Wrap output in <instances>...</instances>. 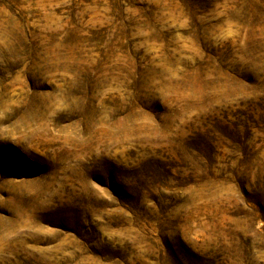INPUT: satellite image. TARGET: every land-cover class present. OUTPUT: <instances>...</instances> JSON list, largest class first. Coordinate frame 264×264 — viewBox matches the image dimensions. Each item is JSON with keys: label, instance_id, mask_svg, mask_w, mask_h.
<instances>
[{"label": "rangeland", "instance_id": "obj_1", "mask_svg": "<svg viewBox=\"0 0 264 264\" xmlns=\"http://www.w3.org/2000/svg\"><path fill=\"white\" fill-rule=\"evenodd\" d=\"M0 264H264V0H0Z\"/></svg>", "mask_w": 264, "mask_h": 264}]
</instances>
